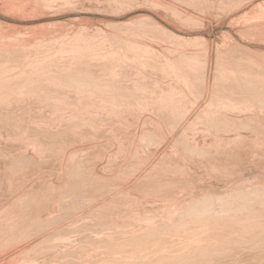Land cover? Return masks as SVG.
I'll return each instance as SVG.
<instances>
[{
    "label": "rangeland",
    "instance_id": "rangeland-1",
    "mask_svg": "<svg viewBox=\"0 0 264 264\" xmlns=\"http://www.w3.org/2000/svg\"><path fill=\"white\" fill-rule=\"evenodd\" d=\"M263 59L264 0H0V264H264Z\"/></svg>",
    "mask_w": 264,
    "mask_h": 264
},
{
    "label": "bare ground",
    "instance_id": "bare-ground-1",
    "mask_svg": "<svg viewBox=\"0 0 264 264\" xmlns=\"http://www.w3.org/2000/svg\"><path fill=\"white\" fill-rule=\"evenodd\" d=\"M146 1H147V0H146ZM185 1H186V0H185ZM188 1H189V0H188ZM218 1H219V0H218ZM212 2H213V1H211V3H212ZM216 2H217V1H216ZM216 2H215V3H216ZM152 3H153V2H152ZM192 3H193V2H192ZM211 3H210V5H211ZM213 6H214V4H213ZM213 6L211 5V7H213ZM213 8H214V7H213ZM48 42H49V41H48ZM45 43H47V41H46ZM37 45H38V44H37ZM46 45H47V44H46ZM48 45H49V44H48ZM48 45H47V46H48ZM42 46H43V48H44V45L41 44V47H42ZM48 47H49V46H48ZM22 49H23V48H22ZM17 51H19V52L21 51V52H22L23 50L20 49V50H17ZM17 51H16V53H17ZM26 51H27V50L24 49V52H26ZM36 51H37V50H36ZM19 52H18V53H19ZM24 52H22V53H24ZM44 52H45V51H44ZM16 53H15V54H16ZM22 53H21V54H22ZM30 53H31V52H30ZM36 53H41V52H40V50H39V52H36ZM19 54H20V53H19ZM19 54H18V59H19ZM44 54H45V53H44ZM47 54H49V53H47ZM16 55H17V54H16ZM22 55H23V54H22ZM24 55H25V54H24ZM30 55L32 56V53H31ZM33 55H35V53H34ZM41 55H42V54H41ZM41 55H39V56H41ZM27 56H28V55H27ZM1 57H2V56H1ZM263 60H264V59H263ZM19 61H20V60H19ZM263 63H264V62H263ZM106 65H108V64L106 63ZM104 69H105V68H104ZM97 71H98V70H97ZM93 72H94V71L92 70V73H93ZM90 73H91V72H90ZM92 73H91V74H92ZM80 74H81V73H80ZM94 74L97 75L96 73H94ZM81 75H82V74H81ZM81 75H79V76H81ZM83 75H84V74H83ZM95 75H93L94 78H95ZM90 76L93 77L92 75H90ZM97 76H98V75H97ZM85 78H86L85 81H89V80H87L89 77H85ZM96 78H98V77H96ZM80 80H81V78H80ZM83 80H84V79L82 78L81 82H82ZM67 104H68V103H67ZM69 105H70V104H69ZM64 108H65V107H64ZM69 111H70V110H69ZM133 115H134V114H133ZM53 116H54V114H53ZM114 116H115V114H114ZM78 118L80 119V117H78ZM50 119H51V118H50ZM122 119H123V118H122ZM129 119H131V118H129ZM47 120H48V118H47L45 121H47ZM83 120H84V118H83ZM83 120H80V121H83ZM123 120H124V119H123ZM50 121H54V120L52 119V120H50ZM50 121H49V122H50ZM132 121L135 122L134 119H132ZM112 122H113V121H112ZM124 122H125V121H122V123H124ZM134 122H132V123H134ZM51 123H52V122H51ZM114 123H115V121H114ZM117 123H118V122H117ZM117 123L113 124V125H116V126H112V123H111V125H110L111 128H112V127H114V128H115V127H118V126H117ZM126 123H127V122H126ZM130 123H131V122H130ZM8 124H9V123H8ZM46 124H48V123L46 122ZM52 124H53V123H52ZM128 124H129V123H128ZM253 124H254V123H253ZM5 125H6V124H5ZM48 125H49V124H48ZM118 125H119V124H118ZM52 126H53V125H52ZM125 126H126V124H125ZM128 126H129V125H128ZM128 126H127V127H128ZM255 126H256V125H255ZM20 127H21V126H20ZM46 127H48V126H46ZM122 127H123V126L121 125V127H120L121 130H122ZM250 127H251V126H250ZM120 128H119V129H120ZM133 128H135V127H132L131 129H133ZM253 128H254V127H253ZM128 129L130 130V128H128ZM113 130H114V129H113ZM123 130H125V132L127 131L126 128H125V129L123 128ZM6 131H7V130H6ZM118 131H119V130H118ZM2 132H3V131H2ZM119 132H120V131H119ZM125 132L123 131V132H122L123 134H121V136H122V135L124 136V133H125ZM0 133H1V132H0ZM9 133L11 134L10 131H9ZM113 133H114V131H113ZM120 133H121V132H120ZM128 133H129V132H128ZM134 133H135V132H134ZM134 133H133V131H132V134H134ZM1 134H3V133H1ZM117 134H118V133H117ZM130 134H131V133H130ZM4 135L7 136V134H6L5 132H4ZM8 135H9V134H8ZM12 135H13V134H12ZM118 135H119V134H118ZM126 135H129V134H126ZM6 136H5V137H6ZM18 136H19V135H18ZM58 136H59V135H58ZM87 136H88V135H87ZM121 136H117V137H118V138H121ZM135 136H136V135H135ZM10 137H11V136H10ZM20 137H21V136H19V139H22V137H21V138H20ZM124 137H125V136H124ZM130 137H131V136H130ZM130 137H129V138H130ZM132 137H134V136H132ZM0 138H1V137H0ZM15 138H16V137H15ZM115 138H116V136H115ZM126 138H127V136H126ZM129 138H128V139H129ZM134 138H135V137H134ZM134 138H133V139H134ZM4 139H5V138H4ZM6 139H7V141H8V138H7V137H6ZM9 139H11V141H13L12 138H9ZM16 139H17V138H16ZM2 140H3V139H2ZM22 140H23V139H22ZM119 140H120V139H119ZM131 140H132V139H131ZM15 141H16V140H15ZM44 142H45V141H44ZM124 142H125V141H124ZM31 143H32V142H31ZM54 143H55V142H54ZM128 143H129V142H128ZM29 144H30V143H29ZM32 144H33V143H32ZM122 144H123V143H122ZM249 144H250V143H249ZM251 145H252V144H251ZM252 146H253V145H252ZM250 147H251V146H249V148H250ZM255 147H256V146H255ZM259 147H260V146H259ZM225 148H226V147H225ZM225 148H224V149H225ZM224 149H222V150H224ZM256 150H261V149H257V148H256ZM248 151H249V150H248ZM262 151H264V150H262ZM262 151H261V152H262ZM225 152H226V151H225ZM246 152H247V151H246ZM261 152L258 151V153H259L260 155H262ZM24 153H25V150H24ZM64 153H65V152H64ZM26 154H27V153H26ZM256 156H258V155H256ZM21 157H22V156H21ZM28 157H30V156H28ZM234 157H235V156H234ZM240 157H244V156H240ZM247 157H248V156H247ZM252 157H253V156H252ZM252 157H251V159H252ZM19 158H20V157H19ZM22 158H23V157H22ZM24 158H25V157H24ZM253 158H255V157H253ZM259 158H260V157H259ZM34 159H35V158H34ZM243 160H245V159H243ZM247 160H248V159H247ZM239 161H241V160H239ZM260 161H261V160H260ZM251 162H252V161H251ZM33 163H34V162H33ZM214 163H215V162H214ZM262 163H263V162H262ZM224 164H225V163H224ZM244 164H246V163H244ZM263 164H264V163H263ZM61 166H62V165H61ZM243 166H244V165H243ZM243 166H242V167H243ZM212 167H214V166H212ZM237 167H238V166H237ZM240 167H241V166H240ZM259 167H260V166H259ZM224 168H225V167H224ZM263 168H264V166H263ZM239 169H240V168H239ZM239 169H237V171H238ZM212 170H214V169H212ZM216 170H217V169H216ZM261 170H263V169L261 168ZM212 172H213V171H212ZM263 172H264V171H263ZM13 173H15V172H13ZM226 173H227V172H226ZM239 173H240V172H239ZM3 174H4V173H2V176H3ZM237 174H238V173H237ZM262 174H263V173H262ZM6 175H7V174H6ZM2 176H0V177H2ZM5 177H7V176H5ZM5 177H4V178H5ZM2 179H3V178H2ZM260 180H261V179H260ZM10 181H11V179H10ZM193 181H194V180H193ZM193 181H192V184L194 185V182H193ZM2 183H5V182H2ZM10 183H11V182H10ZM13 183H14V182H13ZM13 183H12V184H13ZM188 183L190 184V181H189ZM16 184H17V183H16ZM16 184H15V185H16ZM189 184H188V185H189ZM4 185H5V184H4ZM6 186H7V185H6ZM10 186H11V185H10ZM17 186H18V185H17ZM190 186H191V185H190ZM185 187H186V186H185ZM19 188H20V187H19ZM139 188H140V186H139ZM142 188H143V187H142ZM186 188H187V187H186ZM189 188H190V187H189ZM191 188H192V187H191ZM198 188H199V187H198ZM16 189H18V187H16ZM16 189H15V190H16ZM10 190H11V189H10ZM162 190H163V189H162ZM154 191H157V190H154ZM4 192H6V191H4ZM14 192H15V191H14ZM18 192H19V191H18ZM6 193H7V192H6ZM20 193H21V192H20ZM165 194L168 195L166 192H165ZM8 195H9V194H8ZM11 196H12V195H11ZM159 196H160V195H159ZM0 197H1V196H0ZM160 197H161V196H160ZM7 198H8V197H7ZM0 199H1V198H0ZM161 199H164V196H163V198H161ZM6 200H7V199L5 198V200H3V202L6 201ZM255 200H256V199H255ZM14 205H15V204H14ZM249 205H250V204H249ZM207 207H208V206H207ZM207 207H206V208H207ZM142 217H143V216H142ZM147 218H149V217L147 216ZM130 219H131V218H130ZM144 219H146V218H144ZM147 220H148V222H149V219H147ZM150 221H151V219H150ZM133 222H134V221H133ZM140 222H141V221H137V223H140ZM152 222H153V221H152ZM154 222H155V221H154ZM141 223H142V222H141ZM141 223H140V224H141ZM143 224H144V223H143ZM148 224H149V223H148ZM40 225H41V224H40ZM40 225H39V226H40ZM135 226H139V225H136V224H135ZM142 226H143V225H141V227H142ZM8 229H9V228H8ZM8 229H6V230L8 231ZM11 230H12V229H11ZM183 232H184V231H183ZM25 233H26V232H25ZM30 234H31V233H30ZM162 236H163V234H162ZM3 237H4V236H3ZM3 237H2V238H3ZM13 237H14V236H13ZM18 238H20V237H18ZM7 239H8V238H7ZM12 239H13V238H12ZM23 239H24V238H23ZM13 240H15V239H13ZM19 240H20V239H19ZM224 240H225V239H224ZM21 241H22V240H21ZM27 241H28V240H27ZM2 242H3V241H2ZM5 243H6V242H5ZM162 247H163V245H162ZM122 251H123V250H122ZM224 254H225V253H224ZM208 256H209V255H208ZM213 260H214V259H213ZM196 264H198V263H196ZM205 264H206V263H205Z\"/></svg>",
    "mask_w": 264,
    "mask_h": 264
}]
</instances>
